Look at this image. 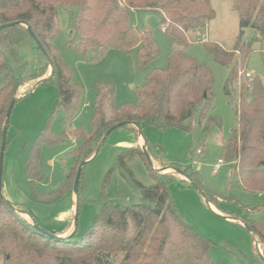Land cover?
<instances>
[{
  "label": "trees",
  "instance_id": "1",
  "mask_svg": "<svg viewBox=\"0 0 264 264\" xmlns=\"http://www.w3.org/2000/svg\"><path fill=\"white\" fill-rule=\"evenodd\" d=\"M234 1L241 35L247 28H252L259 34L256 42L264 44V0ZM61 5L77 8L74 32L79 42L75 50L83 54L92 50L93 63L100 62L111 50L129 54L135 49L139 68L149 66L160 56L153 32L133 24L132 12L137 10L162 14L161 28L177 46L169 53L165 69H155L147 75L135 102L117 105L114 84L97 83L89 132L73 127L83 89L74 82L54 45L59 32ZM214 18L210 0H0V26L19 23L0 32V155L11 102L30 93L40 80L48 78L49 69L53 75L39 86L49 83L56 86L54 110L62 113V132L53 134L47 124L30 148L25 173L32 198L49 204L66 189L74 187L69 186L73 180L69 173L66 185L56 191L46 194L38 190V185L47 179L40 169L41 151L45 145L76 141L77 146L66 156L74 159L78 171L80 164L95 156L103 140L106 139V143L113 133L108 135L109 131L118 125L135 131L138 137L148 126H164L185 133L200 129L204 135L221 131L223 121L214 108L215 76L208 66L184 51L192 42L189 34L206 29ZM30 30L42 49L38 48ZM253 46L254 42H251L240 45L235 52H228L219 45L207 44L217 63L232 67L223 92L233 109L235 125L229 139L222 143L220 158L233 167L231 181L223 192L216 193L203 185L198 170L183 169L177 164L171 166L183 171L210 203L229 218H235L234 213L226 211L223 204H240L233 193L235 188L264 197V83L258 76L247 78L245 74ZM7 50L15 59V66ZM261 54L264 62V49ZM25 86L27 89L22 95L20 91ZM134 124H138L140 130ZM10 126L11 120L9 129ZM147 148L145 141L146 151ZM136 156L148 164L154 184L145 187L135 180L141 203L126 207L102 204L94 224L81 237H78V228L73 234H67L70 226L53 234L54 237L43 233L38 224L24 220L16 213L0 192V263L215 264L209 256L212 241L184 219L170 193L169 185L177 179L194 188L192 183L178 173L162 174L154 170L140 146L125 148L118 156V162L127 169V161ZM110 174L111 171L106 177L102 198ZM244 208L259 215L248 219L246 224L264 255V200ZM255 253L262 261L257 247Z\"/></svg>",
  "mask_w": 264,
  "mask_h": 264
},
{
  "label": "rangeland",
  "instance_id": "2",
  "mask_svg": "<svg viewBox=\"0 0 264 264\" xmlns=\"http://www.w3.org/2000/svg\"><path fill=\"white\" fill-rule=\"evenodd\" d=\"M210 2L215 18L206 29L189 34L192 42L184 51L208 66L215 76L214 108L215 113L223 121L222 130L204 135L200 129H196L193 133H185L164 126H148L142 131V137H138L135 131L121 127L109 136L97 157L84 167L79 204L78 195L71 188L66 189L62 196L51 203L44 204L32 198L25 167L31 146L47 124L53 134L62 132V113L54 110L57 90L53 83L33 86L30 93L24 95L27 89L25 86L20 91L24 96L18 99L11 114L2 172L3 197L28 214L21 215L24 220L36 222L50 235L61 233L63 229L69 228V224L73 221L69 232L73 234L78 213L77 234L81 237L94 224L102 204H118L123 207L140 204V189L135 180L145 187L154 184L148 164L140 156L130 158L127 161V169L118 162V156L125 148L140 146V138L148 143L146 153L154 170L162 174H175L171 167L173 164L183 169H195L199 171L200 180L206 188L216 193L224 191L233 177V167L224 160L225 164L215 174L214 166L221 158L223 141L229 139L235 125L233 109L227 103L223 92L232 67L217 63L208 51L207 44H216L228 52H235L240 45L254 42L245 74L258 76L263 83L264 62L261 50L264 49V44L256 42L259 34L252 28H247L241 35L234 0H210ZM76 14L77 8L59 6V32L54 45L74 82L83 89L79 110L72 122L73 127L89 132L92 129L97 83L114 84L117 105L135 102L138 90L145 83L147 75L152 70L165 69L169 53L177 46L161 28L162 14L156 11L137 10L132 12V22L138 28H148L153 32L160 56L149 66L139 68L136 64L135 49L129 54L111 50L100 62L93 63L92 50H88L86 54L77 53L75 50L79 42V37L74 32ZM6 53L15 66V59L10 51L7 50ZM50 74L51 69L47 72V76ZM77 144L74 140H68L63 145L43 146L40 169L47 179L38 185L39 191L46 194L56 191L66 185L69 173H72L73 177L69 186H74L77 164L74 163V159L68 158L66 153ZM144 147L145 144L141 148ZM110 171L105 197L102 198L104 183ZM169 188L184 219L199 234L212 241L209 256L215 264H263L255 253L256 244L253 234L245 226L248 219H255L259 215L252 214L244 208L261 203L264 200L263 195L235 188L233 193L240 204H223V208L234 213L235 216V219H225L224 217L228 215L213 212L201 194L181 180L172 182Z\"/></svg>",
  "mask_w": 264,
  "mask_h": 264
},
{
  "label": "water",
  "instance_id": "3",
  "mask_svg": "<svg viewBox=\"0 0 264 264\" xmlns=\"http://www.w3.org/2000/svg\"><path fill=\"white\" fill-rule=\"evenodd\" d=\"M16 25H19V23L10 24V25H2V26H0V32H1L2 30H4L6 27H12V26H16ZM30 34H31L32 38L34 39L35 43L37 44L38 48H39V49H42V45H41V43L39 42V40L37 39L36 35H35L31 30H30ZM52 75H53V71L51 70V74H50V76H49L48 78H50ZM48 78L40 80L35 86H36V87L39 86L41 83H43V82H44L45 80H47ZM17 101H18L17 99H14V100L11 102V104H10V107H9V109H8V112H7V117H6V125H5V127H4V132H3L2 153H1V155H0V192H1L2 197H3V194H2V172H3L4 153H5L6 143H7V136H8L9 124H10V120H11V114H12V111H13V109H14L15 104L17 103ZM134 126L140 130V126H139L138 124H134ZM120 127H122V125H118V126H116V127H113V129H112L111 131H109L108 135H110L112 132H114L115 130L119 129ZM108 135H107V136H108ZM142 135H143V133L141 132V136H142ZM105 140H106V139L103 140V142L101 143V145H100V147H99L97 153L95 154V156H94L91 160H89V161H83V162L80 164V166H79V168H78V171H77V173H76V177H75V181H74V187H73L74 192H75L76 195H77L78 192H79V185H80V180H81V177H82V172H83L84 167H85L90 161H93V160L97 157V155L99 154L100 149L102 148V146H103L104 143H105ZM143 149H144V151L146 152L145 147H144ZM146 156H147V158H148L149 163H150L151 166L153 167V165H152V163H151V161H150V157H149L148 153H146ZM172 169H173L176 173H178L183 179H185V180L189 181L190 183H192L194 189H196V190L201 194V196L204 198L205 202L207 203L208 207L213 211V209H212V204L210 203V201H209V199L206 197V195L201 191V189H200L196 184H194V183L190 180V178H189V177H188L183 171L177 170V169H175V168H172ZM157 172L160 173V171H157ZM6 202L9 204V206H10V207H11L16 213L21 214V215H28L25 211H22V210L16 209V208H15L10 202H8V201H6ZM213 212H214V211H213ZM219 215H221V214H219ZM77 218H78V213H77V216H76V218H75V227H76V228H77V226H78V219H77ZM224 218H225V219H235V218H229V217H224ZM33 223L36 224V222H34V221H33ZM35 226H37V225H35ZM245 226H246V228H247V229L253 234V237H254V233L252 232L251 228H250L247 224H245ZM75 230H76V229H75ZM42 232H43V233H46V232L43 231V230H42ZM46 234H47V233H46ZM48 235H50V234H48ZM50 236H51V237H54V235H50ZM255 244H256V247H257V249H258V251H259V254H260V256H261L262 262H263V264H264V255H263V253H262V251H261V249H260V247H259V243H258V241H256Z\"/></svg>",
  "mask_w": 264,
  "mask_h": 264
},
{
  "label": "built area",
  "instance_id": "4",
  "mask_svg": "<svg viewBox=\"0 0 264 264\" xmlns=\"http://www.w3.org/2000/svg\"><path fill=\"white\" fill-rule=\"evenodd\" d=\"M246 77L247 78H251L252 75L249 74V73H247L246 74ZM198 152H199V154L202 153L200 150ZM224 164H225V161L222 160V159H219L218 162H217V164L214 166V173L217 174L219 172V170L221 169L222 165H224Z\"/></svg>",
  "mask_w": 264,
  "mask_h": 264
},
{
  "label": "crops",
  "instance_id": "5",
  "mask_svg": "<svg viewBox=\"0 0 264 264\" xmlns=\"http://www.w3.org/2000/svg\"><path fill=\"white\" fill-rule=\"evenodd\" d=\"M140 137H142V136H140ZM141 139V141H140V146L142 147V145H144L145 144V141L143 140V138H140ZM212 209H213V211L215 212V213H217V214H222L220 211H218L213 205H212ZM73 216H74V213L72 214ZM72 216V217H73ZM69 226H70V229H69V231H68V233L67 234H71V233H69V232H71V228H72V226H73V221L69 224Z\"/></svg>",
  "mask_w": 264,
  "mask_h": 264
}]
</instances>
